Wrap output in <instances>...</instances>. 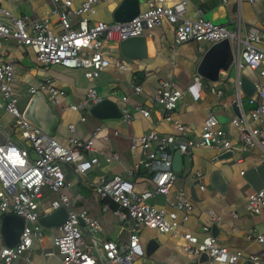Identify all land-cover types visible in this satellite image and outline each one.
Masks as SVG:
<instances>
[{
    "label": "built area",
    "instance_id": "2783aa9c",
    "mask_svg": "<svg viewBox=\"0 0 264 264\" xmlns=\"http://www.w3.org/2000/svg\"><path fill=\"white\" fill-rule=\"evenodd\" d=\"M101 1L104 0H80V6L71 9L70 0H51L60 30L57 33L52 32L48 20L28 23L26 17L15 18L8 11L0 9V17L4 18V21L0 19V42L13 40L28 46L38 64L80 69L86 80L98 78L110 65L116 70H125V64L109 51L110 46L119 45L129 37L150 35L154 28L164 22L173 26L175 45L188 41L215 44L229 40L233 49L232 45L236 42L231 64L235 73L248 68L256 71L259 76V82L255 83V93L248 99L250 107L246 112L241 106L239 91L233 101L239 114L232 117L230 123L236 129L238 143L231 142L213 113H208L203 119L201 130L196 137H188V128L173 119L172 112L185 94L193 101L201 98L202 77L195 75L184 90L175 88L169 81H160L153 102L162 109L163 119L172 124L176 134L149 131L130 140V149L140 148L143 152L144 157L140 164L150 171L152 189L137 191L130 179L120 175L109 179L101 178L93 184L92 190L100 199L110 200L115 204L114 213L118 219L131 222L132 225L126 243L118 244L106 240L85 245L82 232L97 231L99 223L92 219L86 210L76 212L72 208L66 194L72 184L65 177L63 167H71L78 180L82 181L99 165V156H102L106 163H110L112 160H118V155L103 154L99 143H106L109 136L102 134L100 127H96L88 138L81 139L73 135L74 126L70 124L68 130L71 135L66 143H61L26 120L23 111L18 107V98L13 93L14 65L0 56V111L4 110L14 119L20 138L34 154L31 156L27 148L11 139L0 142V223L5 214H15L24 219L18 242L12 247H1L0 264H12L18 259H22V264H33L29 250L34 242L41 241L44 231L38 223L40 199L44 189L56 195L50 202V211L60 207L67 211L66 219L57 227L58 233L52 238L63 264H95L97 250L102 251L109 264H142L135 262L136 257L143 255L137 227L144 226L175 236V229L180 220L186 221L193 207L190 196L183 191L175 193L172 208L168 211L149 203L153 195H166L173 187L176 179L172 169L175 151L183 155L190 154L191 150L196 148H205L216 149L224 154L243 153L259 147L262 150L261 160L264 162V30L248 29L243 39H240L238 31H229L225 25L215 24L201 17L195 21L183 20L187 0H178L169 7H163L159 0V3L147 0V9L128 22H89L85 16L94 14L96 4ZM246 1L264 4V0ZM221 2L227 3V0ZM74 16L79 17L76 25L73 23ZM236 81L238 88V79ZM206 89L216 96L223 95V91L216 87L215 82H210ZM133 91L138 94L141 87L134 86ZM35 93L46 95L53 104H58L66 95L64 90L57 88L49 79L28 88L29 95ZM101 100L95 88L90 87L82 102L69 105V108L87 113ZM126 100V97H122L123 102ZM120 111V123L128 124L131 114L127 107H122ZM137 111L144 118L150 117L145 108L137 107ZM246 116L256 123V126H251ZM84 120L85 117L81 116L80 121ZM113 135H118V132L114 130ZM240 174L243 175V172ZM128 176L132 177L133 172L129 171ZM193 178L198 189L203 191L202 174L194 172ZM263 207L264 188L247 196V211L258 214ZM205 212L211 221L218 220L211 210ZM178 213L181 214V219ZM202 230L207 232L208 227H203ZM182 238L184 252L195 256L205 254L206 264H234L243 258L240 251L229 252L213 235L198 238L191 233H184ZM252 240L264 247V233L254 234ZM246 260L251 264H264V250L260 254L248 255Z\"/></svg>",
    "mask_w": 264,
    "mask_h": 264
},
{
    "label": "crops",
    "instance_id": "0c3cea01",
    "mask_svg": "<svg viewBox=\"0 0 264 264\" xmlns=\"http://www.w3.org/2000/svg\"><path fill=\"white\" fill-rule=\"evenodd\" d=\"M63 1V0H60ZM71 9L80 6V0H70ZM122 0H104L96 4L95 13L86 15L89 22L102 21L113 23V12ZM159 3L158 0H153ZM163 7H169L178 0H159ZM147 0H140L139 12L147 9ZM0 9L8 11L15 18H27L28 23L48 20L52 32H59L57 15L53 12L54 5L51 0H0ZM199 17L215 24L225 25L229 31L239 32L243 39L248 29L264 30V4L261 2L249 3L246 0H187L183 20L195 21ZM1 20L4 18L1 16ZM79 17H73L76 25ZM145 37L146 56L140 59H125L119 52V45H111L109 51L125 64V70H116L113 65L106 68L98 78L86 80L80 69H68L61 66H42L35 61L34 53L28 46L13 40L0 42V56L13 63L14 78L12 82L13 93L18 98V107L24 111L31 95L28 88L40 81L49 79L57 88L65 91V97L58 104H53L43 94L56 114V119L49 129V136L56 138L61 143H66L71 133L68 126H74L73 135L77 138H88L96 127L101 133L108 135L106 143H99L103 154L117 153L118 160L106 163L99 156V165L94 167L85 180H78L71 167L64 166L65 177L72 184L66 191L71 206L76 212L86 210L88 215L98 221L99 229L88 233L83 231L85 245L91 242L113 241L118 244L128 240L131 222L120 221L115 215V204L110 200L100 199L92 190V185L101 178L109 179L120 175L130 179L137 191L151 190L150 171L143 168L140 160L144 155L140 148L130 149V140L149 131L158 134H176L171 123L163 119L162 109L153 102V96L160 81H169L175 88L184 90L195 75L204 52L212 45L207 42L197 43L188 41L175 45L173 41V26L164 22L154 28L150 35ZM236 50V42L233 43ZM235 71V70H234ZM254 84L259 82L256 71L245 68L240 71ZM219 80L215 82L217 88L223 91L222 96L211 94L206 89L209 81L203 80L202 96L198 101H193L185 94L177 103L172 112L174 120L186 126L188 137H196L202 126L203 119L208 113L217 117L221 128L232 143L237 144V132L230 123L236 114L232 110L233 101L237 94V81L234 76L229 79L228 72L219 73ZM141 87L140 93L133 91L134 86ZM95 88L98 95L104 99L115 102L118 107H127L131 114L128 124L120 123L119 119L99 120L82 110L73 111L69 105L81 103L88 88ZM239 93V92H238ZM126 97V102L122 101ZM242 97L241 106L246 112L249 109L248 99ZM1 100V99H0ZM137 107L149 111L150 117L144 118ZM239 114V110L237 111ZM84 116L85 120L80 121ZM247 117L251 126H256ZM264 117V115H263ZM116 130L118 135L114 136ZM5 139L16 141L19 145L27 147V143L19 136L14 119L4 110L0 111V142ZM32 156L31 149H28ZM176 153V151L173 153ZM221 153L216 149L196 148L190 154L182 155L180 173L176 175L173 187L166 195H153L149 203L157 208L170 210L174 195L178 191L187 193L193 203L192 210L186 221L179 222L175 229V236L170 233H159L156 230L139 226L137 236L143 250L141 257H136L135 262L142 264H206L200 255H189L184 252L182 234L191 233L198 238L213 235L217 242L226 247L229 252L240 251L243 258L234 264H251L246 258L248 255L260 254L264 247L256 244L252 238L254 234L264 233V207L258 214H253L246 209L247 196L253 192V187L245 179L249 170L264 164L261 160L262 150L259 147L243 153H230L222 159ZM240 157V159H239ZM173 163V162H172ZM133 176L129 177L128 172ZM218 171L225 183L219 190L211 183V175ZM175 172V171H174ZM194 172L202 174L204 190L200 191L193 178ZM243 172V175L240 173ZM193 190L196 200L191 197ZM56 198L51 191L44 189L40 199V216L50 212V202ZM211 210L218 220L211 221L206 214ZM179 219L181 214L178 213ZM215 227L214 229L212 227ZM208 227V231H203ZM58 233L57 228L44 229L40 242H34L29 250L33 264H63L61 256L57 253L52 238ZM4 246L0 235V249ZM95 264H109L101 250L96 252ZM12 264H22V259ZM229 264V263H214Z\"/></svg>",
    "mask_w": 264,
    "mask_h": 264
},
{
    "label": "water",
    "instance_id": "95a60500",
    "mask_svg": "<svg viewBox=\"0 0 264 264\" xmlns=\"http://www.w3.org/2000/svg\"><path fill=\"white\" fill-rule=\"evenodd\" d=\"M140 0H122L113 12L114 23H124L130 21L139 13ZM119 52L125 59H140L146 56L145 51V37L136 36L129 37L119 44ZM233 49L229 40H223L218 43L212 44L203 54L200 64L197 68V73L203 79L209 82H217L219 80V73L228 72L231 68L233 61ZM233 76L238 79V90L245 97H251L255 93L256 86L251 82L243 73H235ZM242 97H240V103ZM233 112L238 115L236 104H232ZM89 114L96 119H119L121 111L118 105L109 100L102 99L97 104L93 105ZM23 117L28 120L32 125L43 133H49V129L56 119V114L41 93H35L23 111ZM230 153H224L221 158H227ZM172 169L178 175L182 166V154L178 151L172 159ZM245 179L253 187L254 191L264 188V164L260 167L253 168L245 175ZM211 183L215 189L219 190L225 187V183L221 174L215 171L211 175ZM191 197L196 200L193 190H190ZM67 211L65 208L60 207L53 211L43 214L39 217L38 223L44 229L57 228L66 219ZM24 227V219L15 214L3 215L0 223V235L3 240L4 246H14L21 235ZM215 228L214 226L212 227ZM204 260H207L205 254L200 255Z\"/></svg>",
    "mask_w": 264,
    "mask_h": 264
},
{
    "label": "rangeland",
    "instance_id": "374dc122",
    "mask_svg": "<svg viewBox=\"0 0 264 264\" xmlns=\"http://www.w3.org/2000/svg\"><path fill=\"white\" fill-rule=\"evenodd\" d=\"M228 74H229V79H231L232 78V76H233V74H234V68H230L229 70H228ZM28 147V146H27ZM28 149H30L29 147H28ZM32 156H34V154L32 153Z\"/></svg>",
    "mask_w": 264,
    "mask_h": 264
}]
</instances>
